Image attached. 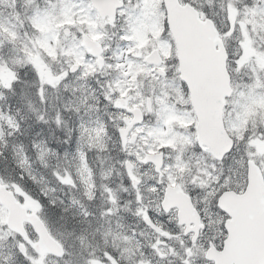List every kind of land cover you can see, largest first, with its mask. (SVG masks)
I'll return each instance as SVG.
<instances>
[{"label":"rangeland","instance_id":"obj_1","mask_svg":"<svg viewBox=\"0 0 264 264\" xmlns=\"http://www.w3.org/2000/svg\"><path fill=\"white\" fill-rule=\"evenodd\" d=\"M157 1L161 0H138L140 8L145 11L147 17L132 12L133 5L125 2L128 7H125V11L118 13V21L125 22L123 37L125 42H128L122 44L115 42L114 36L112 41H107L108 22L100 19L88 0H0V7L4 11L2 17L0 13V49L3 45V49L8 50V54L12 57L10 62L2 58V52L0 53V84L7 86L6 84L13 81L11 67L13 68L14 64H26L29 69L34 70L39 77L35 86L36 94L44 101L37 103V106L34 105L36 112L38 110L42 112V115L39 114L40 119L46 112L47 115L57 113L56 105L59 104L54 91L58 89L55 87L60 88L62 85V90L66 89L69 92L70 107L75 108L73 113L76 115L78 136L74 148L64 152L63 155L68 171L64 176L55 174L58 178L56 181L73 184L69 182V179L73 178V173H77L79 180L87 184L84 189L76 185L70 187V190H73V199L75 200L76 191L82 193L101 220L98 224L88 223L87 210L84 207L78 209L76 217L83 224V236L76 239L77 242L61 238L63 243L60 242L69 256L63 260H56L49 255L35 256L32 253V244L37 241L32 230L24 241L10 232L6 227L7 212L0 205V264H22L23 262L29 264H70L71 262L74 264H145L149 256L163 258L172 254L169 252V247L174 248L179 245L176 239L179 241L181 237L174 238L171 231L157 234L156 230L146 228L149 225L145 219L148 216L146 215L148 209L161 212L160 203L156 201L158 194L163 192L166 186L180 184L189 190L198 189V195L204 202L207 200L214 203L220 193L227 189L239 188L242 192L245 190L247 159L255 158L264 171V78L259 79L260 73L264 74V48H262L264 44L258 31L255 32L256 24L260 27L264 24V0H254V7L250 10L242 6V4L247 5L245 0H189L197 6L201 3L202 7L211 10L212 13H216L217 10V18L220 27L224 30L226 44L237 57L236 69H240L241 65L252 68V78H246L247 83L243 84V88L235 96L232 95L230 104L228 103L225 124L229 133L235 138L237 146L221 162L213 158L211 160L207 157L208 155L200 154L194 146L191 122L193 118L186 94L182 86L176 83L177 61L172 60L174 57L172 43L155 36L159 34L160 29L164 32V28L158 26L162 21L157 22V13L154 11ZM157 7L161 9L160 3H157ZM7 12H13V21ZM124 12L125 21L122 19ZM257 16L262 19L261 22H258ZM146 21L153 29L151 39L143 29ZM250 23L254 27L253 30L250 28ZM27 24L38 30H30ZM111 26L117 28L118 23L115 22ZM65 29H71L68 36L64 34ZM262 29L264 30V27ZM85 33L104 44L106 52L104 57L109 64H106L102 71L98 70L96 61L85 51L81 41V36ZM118 39L120 40L121 36ZM5 41L9 44H2ZM154 48H159L168 63L166 76L155 73L154 68L147 65L144 60L145 55ZM74 65L78 68L75 73H71L70 70ZM139 76H144V79L148 76V79L141 84ZM88 77L97 80L91 82ZM124 87L129 91L131 100L141 104L139 106L136 103L133 106H145V96L153 97L154 105L153 102L149 105L151 110L153 107L154 117H149L139 124L138 143H131L132 146L129 145L126 150L122 147L116 148L122 152V157L118 162L119 169L113 171L117 178L127 180L130 185L117 182L115 186H112L114 182L108 179L111 176V170L103 172V175L99 172L100 167L111 165H105L102 161V165L96 164L98 179H95L90 169L86 175L87 166L83 155L90 159L93 157L92 150L97 146L100 148L99 151L104 152L105 147H102V144L107 134L104 128L106 121L113 128V133L114 127L118 131L122 126L123 114L121 110L114 108V101L122 96L121 89ZM159 88L161 92L158 93ZM155 89L156 92H154ZM62 90L60 89V93ZM148 91H151L150 94ZM100 101H102L101 106ZM105 103L109 111L106 113ZM255 106L261 111L263 123H259L261 117L258 114H253V111L257 112L254 110ZM51 111L54 112L51 113ZM249 118L254 119L249 120ZM54 119L57 124H64V119L58 115L54 114ZM151 119H157V122L150 123ZM175 119L183 123L186 130L184 134L170 129V124L174 123ZM143 123L148 125L143 126ZM246 126H250L247 131H245ZM49 133L54 134L53 131ZM106 139L112 141V136L108 135ZM139 147H143L144 152L139 151ZM37 148L36 151L41 159L40 164L47 167L41 143ZM159 151L165 154L162 176L156 174L153 166L144 161L146 153ZM98 156L100 160L101 156L103 157L102 154ZM92 161L95 162V160ZM127 161L132 164L130 174L126 171ZM28 172L34 181L40 183L43 190L49 189L54 193L51 189V181H47L45 177L41 178L37 169L30 167ZM132 177L140 181V185L136 188L131 185ZM94 182H97L96 186L93 185ZM0 184L13 189L32 211L38 213L41 211L39 204L31 200L16 184L9 185L2 179ZM190 185L195 186L190 187ZM51 197V202L54 204L55 201H61V198L57 199L52 195ZM99 201L103 203L101 207L97 206ZM118 203L122 207L119 208ZM169 219L174 220L172 217ZM168 234L173 236V240L164 246ZM178 235L181 236V234ZM20 242L27 245V250L18 255ZM189 244L174 256L187 260L186 264H194V262L205 264L200 260L206 252L204 247H201V244ZM142 258L145 260H141Z\"/></svg>","mask_w":264,"mask_h":264},{"label":"water","instance_id":"obj_2","mask_svg":"<svg viewBox=\"0 0 264 264\" xmlns=\"http://www.w3.org/2000/svg\"><path fill=\"white\" fill-rule=\"evenodd\" d=\"M102 18L115 20L116 11L123 6L121 0H91ZM169 30L175 39L179 72L186 84L194 111L197 116V141L203 150L221 160L232 149L234 142L227 133L223 122L225 100L232 93L231 77L227 70V51L223 40L210 19L201 20L199 12L189 4L181 5L179 0H164ZM84 45L93 57H97L102 68L101 45L89 36H83ZM148 64L159 65L162 58L157 49L146 58ZM74 66L71 72H75ZM121 99L115 104L121 107ZM135 118L128 128L121 129L122 139L132 125L142 121L140 109L131 110ZM135 139L133 136L132 140ZM145 161L153 164L161 173L163 153L146 154ZM131 163H126L127 171ZM247 187L242 194L224 192L218 199L219 207L230 218L225 227L228 237L222 251L208 250L207 258L216 264H264V177L255 160L247 162ZM137 185V180H132ZM0 203L7 209V227L22 237L27 235L25 223L31 225L38 237L33 249L55 257L64 255L63 247L49 233L42 219L35 212L28 213L27 207L17 201L14 193L0 185ZM164 210L178 208L181 225L187 227L196 222L194 231L201 227L190 198L179 186L167 187L161 204ZM195 218V220H194Z\"/></svg>","mask_w":264,"mask_h":264},{"label":"trees","instance_id":"obj_3","mask_svg":"<svg viewBox=\"0 0 264 264\" xmlns=\"http://www.w3.org/2000/svg\"><path fill=\"white\" fill-rule=\"evenodd\" d=\"M246 2L247 5L242 4V6H246L248 7L247 10H250V8L254 6V0H245V3ZM201 8L205 14L212 15L211 10L202 6ZM0 13L2 17L4 13L2 7H0ZM8 14L12 20L14 16L13 12ZM27 26H29L30 30L32 29L30 25L27 24ZM258 35L263 36L260 38L264 41V35L261 33H258ZM2 44L9 43L5 41ZM0 53L2 58L10 60L11 62L12 57L8 54V50L3 49V45L2 49H0ZM243 68L244 67L240 68V70L236 69L235 57H229L228 69L232 76L235 92L240 91L243 88V84L247 83L246 78H252L250 69L248 67ZM11 72L14 77L13 81L6 84L7 86L0 84V179L9 185L16 184L31 200L39 204L41 209L39 214L56 239L59 241H61V238L64 240L70 239V242H77L76 239L81 235L83 236L84 233L83 224L76 217L78 209L84 207L87 210V216H85L88 223L93 222V224H98V222H101L99 215L89 206V200H86L85 196L82 193H78V191H76L77 193L75 194L74 200V195L72 194L73 190L67 188V185L63 186L56 183L59 186L58 191H56L57 195L62 196V200L54 204L51 202L52 198L50 199L49 196L46 195V192L41 188L39 182L34 181L28 172V168H30L29 165L32 163L35 168H39L40 174H43V171H41L40 154H38L31 145L32 140H43L58 151L56 152L50 149L48 152L44 153V158L49 164V170H45V172L48 171L47 178L50 181H56L54 174L59 170V167L62 166L64 169H67L66 160L63 159L64 153L62 152V148L67 146L65 142L70 138V127L67 125L63 127V125L57 124L54 119V114L47 115L46 112L41 119L39 118V114L42 115V112L41 110L36 112L37 109L34 110V105L37 106V103H43L44 101L36 94L35 86L38 83L39 77L34 70L29 69L26 64H14L13 68L11 67ZM55 88L58 89V91L54 92H56V100L59 104L56 106L59 107L63 105L62 102L65 98L61 96L62 92L60 93L59 90H62V88ZM66 108L68 109V106H66ZM32 111L35 113H31ZM52 112L54 111H51V113ZM253 114H255V111H253ZM259 116L261 117V113ZM60 118L63 119L64 117ZM252 119L254 118H249V120ZM262 120L261 117L259 123H263ZM70 123L73 128V119ZM104 128H106L105 131L107 136H112L111 142L113 143V148H105L103 149L104 152H102L99 151L100 148L97 147L93 152V157H90V159L83 155L88 169L85 168L87 171L86 174H88L90 169V173L95 179H98L96 168H98L97 165L102 161L105 165H111L110 167L103 166V168L111 170V176L108 179L110 182H114L112 186H115L117 182L123 185H130L127 180L117 178L114 173V171H117L116 169H119L118 162L122 157V152L116 149L120 146L119 134L115 127V132L113 133V128H111L110 123L107 121ZM49 131H53L54 134L50 135ZM101 154L103 157L101 156L100 160L98 155ZM20 159H23V161H20ZM92 160H95V164ZM100 165H102V163ZM86 184L87 182H82L79 180V177H75L76 187L82 189L83 187L85 188ZM96 184L97 182L93 183L94 186H96ZM119 200L122 201L121 197H119ZM84 203H86V205H84ZM102 204V201H99L97 206L101 207ZM118 206L119 208L122 207L119 203ZM32 253L36 256L33 251ZM18 255H20L19 251ZM68 256L66 251L65 257ZM22 264L29 263L23 262ZM70 264L74 263L71 262Z\"/></svg>","mask_w":264,"mask_h":264},{"label":"flooded vegetation","instance_id":"obj_4","mask_svg":"<svg viewBox=\"0 0 264 264\" xmlns=\"http://www.w3.org/2000/svg\"><path fill=\"white\" fill-rule=\"evenodd\" d=\"M124 4L123 7L118 11V12H122L125 11V7H128V5H126V3H129V5H131L133 7V11L135 14H140L143 17H147L145 15V11H143L140 8L139 2L135 1V0H123ZM188 1V0H185ZM126 2V3H125ZM157 3H160L161 5V9L157 7ZM130 10V9H129ZM154 11L157 13V22L162 21L158 26L163 27L164 28V32H160L158 35L155 34L156 37L160 38V39H164L166 42L167 41H171V35L168 32L167 29V25L165 23V20L163 18H165V10H164V6L162 4V1H157L155 2L154 5ZM162 11L164 12V14L162 15ZM160 13V14H159ZM124 15L122 16V19L125 21V12L123 13ZM150 14V13H149ZM151 15V14H150ZM162 16V17H161ZM156 16H154L155 18ZM149 18V17H148ZM119 17L117 14V23H118V27L114 28L113 26H111V24H108L107 26V31L106 33H108L107 35V39L108 38H112L113 37V32H115V34L119 33L123 35H125V22H119ZM164 20V21H163ZM107 21V20H106ZM150 23L148 21H146L143 25V29L146 31V34L153 37V29L150 28ZM71 30V29H70ZM122 32V33H121ZM70 34V33H69ZM148 37V38H149ZM153 50V49H152ZM168 65V63H166V60H163V64L159 67H153L154 68V72L157 73L158 75L161 76H166L168 74V68L166 67ZM159 71V72H158ZM150 80V79H149ZM123 84H125V79H123ZM152 86V83L150 84ZM150 87V86H149ZM122 93H121V98H122V108L121 113L122 115V127L125 128V126L127 125L125 123V120H127V122H130L129 120L132 119V114L129 112V110L131 108L134 107H139L141 104L137 103L139 106H133L134 104H136L135 102H133L131 100V98L129 97L130 93L127 89H125V87L123 89H121ZM151 91H148V93L150 94ZM154 92H156V89L154 90ZM158 93L161 92V88H159V90L157 91ZM163 93V92H162ZM146 95V94H143ZM119 98V97H118ZM146 98V103L145 106H141L139 108H141V110L143 111V115H144V122L149 119V117H154L153 115V107L152 110L150 109V103L153 102L154 105V98L150 97L148 95L145 96ZM136 101V100H135ZM152 120V119H151ZM151 120L149 121L151 123ZM143 126H147L148 123H143ZM139 125L134 126L130 132L127 134L126 137V143H121L122 148L124 150H126L129 145L132 146L131 143H138L139 140V136L140 134L137 133L138 132V127ZM133 135H135V140L131 141ZM71 144L70 147H67L68 149H73L75 146V141H76V133L75 136L71 139ZM125 140V138H124ZM70 143V142H69ZM136 145V144H134ZM139 151L144 152V148L143 147H139ZM217 173H219V171H216ZM65 174V172H64ZM70 183H73L74 179H69ZM176 184V183H175ZM180 185V184H178ZM182 187V189L190 196L191 198V202L192 205L196 211V215L197 218L196 220H198V224L201 226L198 230L197 233L195 234L194 231V227H196L197 223L193 222V224H190L188 227L186 226H182L179 225L178 223V210L177 209H172L169 210L168 212H164L162 210L161 207V202L163 199V192H161L160 194H158L157 196V201L158 203H160V210L161 212L158 213L157 211H152L151 209H148V216H146V223L148 221V223H150L149 227L147 226V229H154L156 230L155 232H157V234H162L164 232L167 231H171V234L175 237H178V239L181 237V240L176 242L179 243V245H177L176 247H169V252H171L172 254L166 255L163 258L162 257H147L148 261L145 264H186L187 260L181 259L180 256L175 257L174 255H177L184 246H189L191 244L193 245H200L201 247H204V251L208 250L211 247H215L217 250H222L223 246H224V241L225 238L227 236L226 230H225V222L227 220V215L225 213H223L217 204V198L214 200L213 202H209V201H205L202 200L201 196L198 195L199 190L198 189H192L189 190L187 189L185 186L180 185ZM195 185H190V187H194ZM135 188V187H133ZM232 189L235 190L237 192H242L241 190L239 191V188ZM204 197V196H203ZM149 207V206H148ZM169 217L174 218V220H170ZM221 218V220H220ZM195 220V218H194ZM169 222V223H168ZM212 226V228H211ZM187 229L189 230V232H187ZM145 232L147 233V231L145 230ZM178 234H181L178 235ZM172 235H167L168 237L165 238L166 242H164V246H166V244L171 243V240H173V236ZM176 235V236H175ZM21 249V248H20ZM25 250V249H24ZM206 252L202 255L201 257V261L204 262L205 264H215L213 261H209L208 259H206L205 257ZM150 258V259H149ZM141 260H145V258H142ZM194 264H198L196 262H194Z\"/></svg>","mask_w":264,"mask_h":264},{"label":"bare ground","instance_id":"obj_5","mask_svg":"<svg viewBox=\"0 0 264 264\" xmlns=\"http://www.w3.org/2000/svg\"><path fill=\"white\" fill-rule=\"evenodd\" d=\"M55 115H58L59 117H65L68 114V109L64 106L57 107V113H54Z\"/></svg>","mask_w":264,"mask_h":264},{"label":"snow or ice","instance_id":"obj_6","mask_svg":"<svg viewBox=\"0 0 264 264\" xmlns=\"http://www.w3.org/2000/svg\"><path fill=\"white\" fill-rule=\"evenodd\" d=\"M229 151H231V149ZM225 155H227V154H225ZM221 159L223 160V158H221Z\"/></svg>","mask_w":264,"mask_h":264}]
</instances>
